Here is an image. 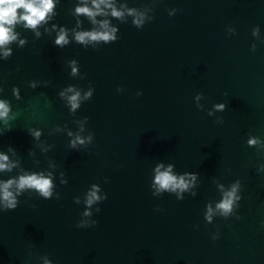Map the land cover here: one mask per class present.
<instances>
[{"label": "water", "instance_id": "1", "mask_svg": "<svg viewBox=\"0 0 264 264\" xmlns=\"http://www.w3.org/2000/svg\"><path fill=\"white\" fill-rule=\"evenodd\" d=\"M75 2L61 0L58 23L73 26L68 11ZM127 2L155 5V19L143 29L114 21L121 38L99 50L75 43L60 49L51 35L37 38L18 28L27 43L14 42L13 55L0 60V98L12 101L16 115L0 149L12 145L28 169L55 160L69 179L67 185L57 181L60 200L28 192L16 210L0 212V264H264V174L256 172L264 164V144L248 145L250 137L264 139V0ZM171 7L179 9L173 17ZM255 25L261 33L254 41ZM231 26L236 35L227 34ZM73 58L80 64L76 76L66 64ZM32 79L35 90L28 87ZM90 81L92 99L70 113L59 90L74 84L83 94ZM14 85L22 100L12 97ZM197 93L204 94L205 109L224 102L225 111L207 116L195 105ZM81 125L82 135L93 131L95 140L76 152L65 133ZM32 127L44 129L40 140L29 136ZM160 160L174 163L177 172H198L197 196L153 197L149 178ZM238 179L242 218L206 224L205 204L220 198V184ZM92 183H100L108 199L93 216L97 225L78 229L83 205L73 198ZM217 229L220 239L213 242L210 233Z\"/></svg>", "mask_w": 264, "mask_h": 264}, {"label": "clouds", "instance_id": "2", "mask_svg": "<svg viewBox=\"0 0 264 264\" xmlns=\"http://www.w3.org/2000/svg\"><path fill=\"white\" fill-rule=\"evenodd\" d=\"M60 4L61 0H0V60L7 61L13 55L14 49L11 45L14 42L18 41V47H23L27 43L26 37L20 38L18 28L32 31L37 38L42 37V34H49L52 36V45L60 49L75 43L84 49L99 50L101 46L113 44L121 38L119 24L128 23L130 20L136 29H143L146 24L155 19V5L130 6L127 0H76L68 11L75 23L72 27H68L56 20ZM178 11L176 7L168 8V16L173 17ZM114 21H118L119 24ZM226 32L229 35L237 34L233 26L227 28ZM260 33V25L252 27L251 35L254 41L260 37ZM257 47V43L253 42L250 50L255 52ZM66 64L70 68L69 75L80 74V64L77 59H69ZM19 70L18 67L16 71ZM37 83L36 79H32L28 81V87L35 90ZM116 91L121 93L124 89L117 87ZM94 92L95 88L90 81V87L83 94L74 84H69L59 90L58 96L66 101L65 106L68 111L75 113L81 107L82 102L92 99ZM11 94L17 101L23 99L19 86L14 85ZM142 94L141 91L136 92L138 97ZM224 95L227 96L228 93L225 92ZM193 99L196 107L201 111H206L209 117L215 116L218 112H224L226 109L224 102L213 103L210 108L205 109V105L201 103L204 99L203 93H197ZM15 119L12 101L8 98H0V122L4 124V127L0 128V137L6 131L12 130L11 122ZM84 119L89 121L87 116ZM56 130L64 131L60 126H57ZM83 131V125L78 131L71 129L66 131L67 147L70 150L79 152L84 150L86 145L94 144L95 133L90 131L87 135H82ZM27 132L33 141L40 140L44 135L42 128L32 127L27 129ZM257 143L264 144V139L253 136L248 140L249 146H255ZM51 150V146L45 149V151ZM28 155H34L31 148L28 149ZM256 172L258 175L264 174V164L258 165ZM199 176L198 172L193 171L177 172L174 163L160 160L151 170L149 178L151 195L160 198L168 193L174 195L178 201L184 200L186 194L196 197L200 183ZM57 181L59 185L69 183L66 173L60 170L55 160L48 168L28 169L23 166L21 156L12 145L9 144L6 148L0 149V212L16 210L21 203L20 198L28 192H34L37 198L44 200L53 198L60 200L61 194L57 191ZM108 182V178L104 177V183ZM218 187L221 193L220 198L214 203L208 201L204 206L205 223L213 224L218 217L227 220L235 216L236 220H240L242 217L238 214V209L242 200V181L238 179L229 187L223 184ZM27 198L31 199V197ZM107 199L108 193L103 190L100 183L90 184L81 195L75 196L73 202L83 205L80 219L75 227L78 229L95 227L98 221L93 219V216L101 212L99 205ZM24 202L27 203V200ZM31 207L35 208L36 205L33 204ZM155 210L162 211L159 206ZM260 226L264 228V220L260 221ZM194 227L198 229L199 225H194ZM220 235L217 229L210 233V238L215 242L220 239ZM45 264H53V262L46 259Z\"/></svg>", "mask_w": 264, "mask_h": 264}]
</instances>
